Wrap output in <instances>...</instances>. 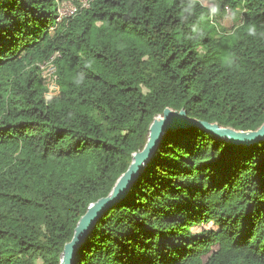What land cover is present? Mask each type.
Listing matches in <instances>:
<instances>
[{"label": "trees", "instance_id": "16d2710c", "mask_svg": "<svg viewBox=\"0 0 264 264\" xmlns=\"http://www.w3.org/2000/svg\"><path fill=\"white\" fill-rule=\"evenodd\" d=\"M61 1L0 0V264H59L166 107L264 121V0ZM72 264H264V140L164 133Z\"/></svg>", "mask_w": 264, "mask_h": 264}, {"label": "water", "instance_id": "95a60500", "mask_svg": "<svg viewBox=\"0 0 264 264\" xmlns=\"http://www.w3.org/2000/svg\"><path fill=\"white\" fill-rule=\"evenodd\" d=\"M188 127H197L215 137L233 145H250L264 140V121L254 130H237L224 127L216 122L209 123L187 116L184 109L174 110L166 107L162 114L153 118L148 127L147 139L141 150L131 155V162L127 169L117 178L110 192L90 203L85 212L79 217L71 239L67 241L60 253L59 264H72L76 250L88 231L94 226L104 209L111 207L115 202L124 198L140 172L149 162L156 145L164 133Z\"/></svg>", "mask_w": 264, "mask_h": 264}, {"label": "rangeland", "instance_id": "374dc122", "mask_svg": "<svg viewBox=\"0 0 264 264\" xmlns=\"http://www.w3.org/2000/svg\"><path fill=\"white\" fill-rule=\"evenodd\" d=\"M76 3H80L82 6H84V5H87V0H62L60 2L59 9L61 12L66 13L68 6L70 5L76 6ZM220 24L226 27L227 29H229L233 25V21L231 20L230 14H226L221 20ZM43 70L46 71L43 77H44V82L46 83L48 87V92L46 93L45 97L50 98L51 96L58 93V88L48 76L50 75V71H51L49 67H46Z\"/></svg>", "mask_w": 264, "mask_h": 264}, {"label": "built area", "instance_id": "2783aa9c", "mask_svg": "<svg viewBox=\"0 0 264 264\" xmlns=\"http://www.w3.org/2000/svg\"><path fill=\"white\" fill-rule=\"evenodd\" d=\"M75 11H76V6H74V5L68 6V9H67V12L66 13L61 12L60 9H59L60 17L71 16ZM53 58L54 57H52L49 61H47V62L43 63L42 65H40V69L42 70V77H43L44 76V73L46 72L43 69L46 68V67H49V69L51 71H50V75H48V76L51 79V81L54 82V80H55V74H54L55 73V67L52 64V59ZM43 80H44V77H43ZM54 84H55V82H54Z\"/></svg>", "mask_w": 264, "mask_h": 264}]
</instances>
